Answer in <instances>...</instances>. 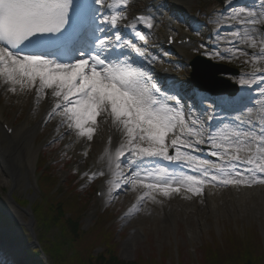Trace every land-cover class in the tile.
<instances>
[{
  "label": "snow or ice",
  "instance_id": "6c2138e0",
  "mask_svg": "<svg viewBox=\"0 0 264 264\" xmlns=\"http://www.w3.org/2000/svg\"><path fill=\"white\" fill-rule=\"evenodd\" d=\"M128 7L129 0H122L120 7L109 0H0V87L13 95L33 94L37 102L48 99V118L59 117V123L77 138L91 141L98 117L110 123L119 135L109 169L120 170L122 183L133 190L146 189L139 196L141 201L147 196L158 202L153 193L169 197L182 188L202 195L203 186L209 183L237 188L264 185V115L258 122L252 119L253 112H264V100L260 99L264 90L253 86L259 80L264 89L261 14L254 9L237 13L241 24L250 27L233 35L246 39L258 52L235 51L251 56L249 62L258 65L259 75L239 81L249 91L238 101V115L225 135L210 125L204 127L183 96L161 89L137 63L133 53L139 57L146 53L125 39L121 28L131 27L134 35L147 43L136 24L149 29L153 25L145 17H134L129 24ZM257 91L259 96L252 95ZM254 101L259 102V109ZM108 140L111 144L112 137ZM202 145L211 148L210 155L219 163L193 155L203 151ZM133 158L141 164L145 160L195 163L199 168L193 170L200 175L176 180L161 167L143 168L142 176L136 170L140 165L131 166ZM92 175L103 176L104 172Z\"/></svg>",
  "mask_w": 264,
  "mask_h": 264
},
{
  "label": "rangeland",
  "instance_id": "374dc122",
  "mask_svg": "<svg viewBox=\"0 0 264 264\" xmlns=\"http://www.w3.org/2000/svg\"><path fill=\"white\" fill-rule=\"evenodd\" d=\"M226 1L230 2L231 0ZM175 2L176 0H136L132 9L134 12L136 9L154 11V6L159 4L169 12L170 9L171 11L174 10L170 4L174 5ZM203 2L205 0H198V5L200 6ZM165 14L167 15V13ZM131 15L132 13L128 14L127 18L130 19ZM171 18L174 17L171 15ZM237 21V19L233 20V22L239 23ZM179 24L181 25L180 21L178 22L176 19L172 23L177 38L182 34V28ZM164 26L163 14L159 12L156 26L151 32H148L147 43L143 48L147 56L149 54L158 58L157 54L159 53V59L153 62L156 67L152 71L154 81H157L160 66H167L174 81L171 88H165L166 91L179 93L185 99L187 97L194 98L195 106L201 107L200 104L202 103L198 99L203 96L199 95L196 88L188 84L190 67L187 62L183 61L184 57L191 59L200 53L193 44L186 48H179V52L176 49L165 52L162 48ZM202 31L204 32V30ZM238 39L242 41L243 45L249 47L246 39ZM254 50H258V48ZM233 53L235 56L228 60L219 59L217 56L208 53H205V56L212 61L227 62L230 67L241 71L240 76L225 75V77L231 82L237 83L239 93L245 96L249 89L242 88L239 81L253 75L258 76L259 73L256 72L258 65L249 62L251 56H245L236 51ZM161 86L166 85L162 84ZM253 86L264 90L260 88L259 80ZM215 89L216 87L213 88V90ZM202 94L207 95L209 99H219V101L226 97L223 94L212 95L206 92ZM259 94V91L252 93L254 96ZM256 102L254 101V103ZM237 107L238 102L227 105L228 111L230 109L229 112L232 115H238ZM34 110L29 108L26 95H13L10 92H4L0 87V114L3 115L8 124L14 126L15 130L24 122L28 124L29 128L36 124L39 117ZM199 111L200 109H197L195 113ZM209 114L207 113V116H210ZM259 119L260 117L257 118L258 121ZM55 126L54 118L50 119L42 130H39L27 142L25 158L21 157L19 162L20 176L16 181L13 182L2 171L0 165V209L11 215L14 214L15 219L18 220V222H11L4 214H0V227L6 229V232L8 231V237L13 241V243L1 242L7 248L1 253L6 256L1 260L2 264H26L18 254L25 246L34 247L32 233L35 242L40 239L44 245H49V248L52 247L46 256H42L44 264H50L55 260L54 258H57L59 253L53 252V245H58V243H60V253H62L59 259L63 256L66 259L75 258L79 249H83L84 252V247L89 246V244L84 245L86 240L76 245L69 238L63 240L64 235L60 224L43 225L38 223V225L33 220V209L37 204H41L42 200L50 202L53 198L62 197L66 194L72 199L78 198L84 209L80 217L81 228L87 231L101 222L110 227L113 240L116 243L114 250L117 257L119 260L129 263L198 264L204 254L202 247L205 245L215 246L221 242L225 244L227 237L232 232L239 235L249 232L253 236L254 242L259 244L264 242V202L262 203L257 199L258 196L256 195H253L252 198L249 197L248 200L245 199L246 204L236 201V196L230 191L233 186L225 187L219 184L213 186L209 183L203 186L202 195H194L188 191L189 195L186 196L185 201H181V207H177L176 220L173 225L168 222L163 203L158 199H156L158 202L150 199L157 206V210L153 209L146 205L144 200L141 201L137 193H131V191L122 188L121 182L117 184L119 187L111 189L106 198L97 199L95 193L101 189L100 184L107 179V175L100 166L92 164V160L98 156L93 138L88 141L85 148L79 150L76 145L70 143L68 135L64 134L63 131L60 132L62 129L54 130ZM0 143L2 147H6V142L2 137H0ZM30 161L32 169H28V162ZM126 170L127 167L124 168V172ZM100 171L104 172L103 176L92 175ZM197 176L199 175L197 174ZM46 178L48 184L50 183L49 178L57 182L52 191L48 190V195H45L42 186L45 185ZM208 186L212 187L215 192L213 196L216 203L215 208L210 206V201L208 202L205 197L204 190ZM255 187L263 188L264 185L257 184L251 188H245L253 190ZM184 190L186 191V188ZM24 200H27L29 204H22ZM185 205L190 209L182 210ZM68 215L69 211L67 210L65 216ZM29 221L32 225V233L27 227L30 224ZM103 249L104 245L96 244L91 247L90 253L96 256L102 253Z\"/></svg>",
  "mask_w": 264,
  "mask_h": 264
},
{
  "label": "bare ground",
  "instance_id": "6f19581e",
  "mask_svg": "<svg viewBox=\"0 0 264 264\" xmlns=\"http://www.w3.org/2000/svg\"><path fill=\"white\" fill-rule=\"evenodd\" d=\"M133 4L134 3H132V5ZM128 22L129 24H131V21H128ZM118 23H123V22L118 21ZM124 29L125 27L121 28V32H123ZM175 49L179 52V48H175ZM157 55H158V58L157 56H155V59H152L153 58L152 55H148L146 58L138 56L137 63L140 65L143 64L142 67L146 69L148 74H150L146 66L147 64L153 65V62L159 59V53ZM133 56L135 58L137 57L135 53H133ZM149 60H151V63L149 62ZM159 74H161L163 79L169 83H171V80H173V77L171 76V74H166L165 72H162V71L161 72L159 71ZM1 88L5 92L4 88L3 87ZM25 95L28 97L29 108L32 109V111L35 109L34 112L39 117L38 121L33 127L29 128L28 124L24 122V123H21L20 126L15 130L14 126H12L11 124H8L6 120L4 119L3 115L0 114V137H2L3 140L6 142L5 148L2 147L0 143V165H1L2 171L10 179H12L13 182L16 181L17 178L20 176L21 168H20L19 162L21 160V157L25 158L24 153L26 151V147H28L27 142L39 130H42L44 125L47 124V122L45 121L50 120V118H48V115H47L48 111H50L49 100L42 99L39 102H37L33 94H25ZM260 99L264 100V96L260 97ZM255 104L257 108L259 109V102L257 101ZM205 114H204V111H201L197 115L195 114L197 117H199L201 122H204V127L207 128L209 125L210 126L213 125L212 126L214 127L213 129H219L225 135L231 131L230 121L233 120L236 115L218 113V115L220 114L223 116L217 117L213 121V124H212L211 122L212 118L210 116H206ZM261 115H262L261 111H255L252 113V119L258 122L257 118L260 117ZM227 118L229 119V121L227 122L221 121ZM216 120H219V121H216ZM54 121L56 122V126L53 129L54 130L62 129L60 130V132L63 131L64 134L69 136L68 138L70 139L71 144L76 145L79 150L86 147V144L88 143L86 138H77L73 132L66 130V128L59 123L60 121L59 117H55ZM118 135L119 134L115 131V129L111 126L110 123H103L102 118L98 117V125L96 126L95 132L93 134V142L95 143L96 153H98L99 156H97V158L92 160V164H94L95 166H100L106 171L107 179L103 183L100 184L101 189L103 191V195L101 196L102 199L106 198V195L110 194L111 189L117 188V184H119L120 182L122 183V180H123V177H121L118 172L114 174L110 173V171L113 168L111 170L109 169L110 157L114 155L115 147L118 146V143H117ZM109 136L112 137L111 144H109V140H108ZM201 147L203 148V151H202L203 154H205L204 158L201 157V159L211 160L215 163H219V161H217L215 157L210 155L211 148L209 146L202 145ZM170 154L175 155V153L172 152L171 150H170ZM197 157H198V154H197ZM133 159L135 160V158ZM31 164H32L31 161L28 162V167H29L28 169L33 168L31 167L32 166ZM136 165H140V167L137 168L136 170L140 171L142 176L145 175V173L142 171L143 168H147L148 170L151 171L153 169H158L161 167L166 168L169 174H173L176 180L182 179L184 175L192 176L195 174L196 175L200 174L199 171L193 170L194 168L198 169L199 165L195 163L188 164L183 160L175 161V162H168V161H162V160L157 162L155 160H145L143 164H141L139 160H135V163L131 166L136 167ZM125 174L126 175L128 174V168ZM164 178H167V177H164ZM27 185L29 186V183H27ZM173 186H178V185L173 182ZM121 187L125 188L126 190L131 191V193L135 192L139 196L143 195V193L147 191L146 189H143L141 187H136L133 190L130 184H124V183H122ZM204 191H205V197L207 201L208 202L210 201L209 202L210 206L212 208H215L216 203L214 202V199H213V196L215 194L214 189L208 186V188H206ZM230 191L231 193H233L234 196H236L235 197L237 199L236 201L240 203L242 202L246 204L247 201H245V199L248 200V198L249 197L252 198L253 195L258 196V198L257 197L256 198L262 201V203L264 202V187L263 188L255 187L253 190L246 189L245 187H241V188L232 187ZM153 195H155L156 199H158L161 203H163L168 222L171 225H173V223H175V220H176L175 214L177 211V207H181V203H182L181 201H183L185 198H187L186 196L189 195L188 191L187 190L185 191L183 188V190H181L179 194L172 193L169 197H163L162 195H159L158 193H153ZM144 201L146 205L157 210V206L150 201L149 197L146 196ZM186 206L187 205H185V207L182 208V210L187 211L188 209H190V207L188 206L186 207ZM11 216H15V215L13 214Z\"/></svg>",
  "mask_w": 264,
  "mask_h": 264
},
{
  "label": "trees",
  "instance_id": "16d2710c",
  "mask_svg": "<svg viewBox=\"0 0 264 264\" xmlns=\"http://www.w3.org/2000/svg\"><path fill=\"white\" fill-rule=\"evenodd\" d=\"M47 178L44 182L45 185H42L45 195H48V190L52 191L57 185V182L51 178H49L50 183L48 184ZM22 204L28 205L29 202L24 200ZM67 210L69 215L65 216ZM33 211L36 216V222L39 224H60L64 235L63 240L69 238L76 245L86 240L84 245L89 244L88 247H84L85 254L83 249L78 248L80 254L77 251L78 254L75 258L71 257V259L63 258L65 256L59 259L62 254L60 253V243L53 245V252L59 254L50 264H140L139 262L129 263L119 260L114 250L116 243L113 240L111 228L105 226L102 222L87 231L81 228L80 217L84 209L78 198L72 199L71 196L66 194L62 197L53 198L50 202L42 200L41 204H37ZM43 218H47L46 222L43 221ZM254 241L253 236L249 232L243 233V235L232 232L227 237L225 244L221 242L215 246L205 245L202 247L204 254L198 264H264V242L259 244ZM38 243L39 248L25 246L18 254L20 259L26 264H44L42 259L39 258L40 253L46 256L52 247L49 248V245H44L40 239H38ZM96 244L104 245V249L102 253L93 256L90 253V249Z\"/></svg>",
  "mask_w": 264,
  "mask_h": 264
},
{
  "label": "water",
  "instance_id": "95a60500",
  "mask_svg": "<svg viewBox=\"0 0 264 264\" xmlns=\"http://www.w3.org/2000/svg\"><path fill=\"white\" fill-rule=\"evenodd\" d=\"M191 68L192 84H195L199 89L214 92L213 88L218 86V92L232 95L233 93L228 90L229 87H232L231 90L235 92V86L219 76L220 74L229 72L234 74L235 72L229 71L220 65H213L211 62L199 57L192 60Z\"/></svg>",
  "mask_w": 264,
  "mask_h": 264
}]
</instances>
